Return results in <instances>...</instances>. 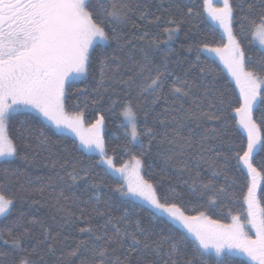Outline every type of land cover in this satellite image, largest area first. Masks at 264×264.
I'll list each match as a JSON object with an SVG mask.
<instances>
[{
  "label": "snow or ice",
  "instance_id": "obj_1",
  "mask_svg": "<svg viewBox=\"0 0 264 264\" xmlns=\"http://www.w3.org/2000/svg\"><path fill=\"white\" fill-rule=\"evenodd\" d=\"M175 7L181 8L180 4ZM237 9L242 13L239 17ZM159 10L168 11L162 5ZM137 14L140 21L165 25L164 39H153L150 44L155 48L163 46L167 51L159 63L143 50L139 60L127 56L134 71L128 79L119 82L128 89L129 98L123 102L114 100L111 104L112 108L118 103L121 105L120 126L125 129V142L117 147L126 158L117 164V148H112L110 155L105 141V116L98 114L94 120H88V101L81 104L72 97L86 96L87 82L91 79L97 85L96 95L102 99V90H107L104 85L117 77L124 62L125 49L134 51L133 41H143L149 35L145 32L137 37L125 30L130 22L132 28L138 27L131 20ZM193 19L199 21L197 31L191 42L181 47L195 52V59L178 72L179 62L170 61L174 52L171 45L182 25ZM237 22L239 29L235 30ZM217 29L222 34L221 42L214 46L210 37ZM257 43L259 47L253 54L248 48ZM209 55L218 57L238 95L228 96L214 84L202 87L197 82L214 72L208 63ZM193 69L196 75L190 76ZM75 82L84 83L85 87L71 92ZM133 89L138 95L150 98L146 99L143 129L139 126L138 105L130 98ZM186 99L191 100L187 109ZM204 100L215 111L200 110ZM98 102L93 99L91 104ZM160 102L165 107L155 114L152 126H148V116ZM169 111L177 113L171 121L160 118ZM256 111H260L259 117ZM201 120L225 123L234 120L238 130L246 134V144L242 135L239 145L228 140L224 142L226 151L211 149L212 156L207 157L205 153L209 150L203 144L210 134L216 133L215 128L205 129L199 140L191 128L188 135L181 134L187 122ZM172 122L175 127L168 126ZM157 124L164 126L157 141V155L166 164L173 159V146L183 155L194 143L201 145V153L191 159L196 161L197 168L201 162L206 164L211 175L205 180L197 171L190 183L182 181L202 201L191 209L187 206L191 201L183 199V192L171 186L162 188L158 181L149 178L150 173L146 175V170L152 167L146 159L158 135ZM13 125L16 135L10 133ZM262 128L264 0H240L235 6L232 0H201L199 4L187 0L179 18L156 15L140 0H0V174L18 175L19 169L10 166L19 159L28 161L27 152L24 155L21 152L32 148V141L37 148L48 145L45 129L54 135L70 133L74 142L78 141L79 150L90 159L98 157L94 166L77 168L73 163L71 170L65 172L72 184L84 181L85 191L93 192L87 200L72 198L71 203L78 208L80 217H85L91 205V213L103 218L99 224H93L90 218L84 219V227L78 232L88 239L78 241L66 255L61 253L59 259L67 264H72V258L83 252L90 255L81 259L80 264H235L232 257L236 254L246 256L252 264H264V172L254 164L256 155L264 153ZM142 137L148 138L147 145ZM164 144L170 146L167 154L159 151V146ZM233 147L239 150L230 156L228 153ZM221 158L222 163L218 164ZM233 158L238 171L246 176L243 186L246 192L239 208H229L230 221L225 223L213 215L223 211L217 205H222L235 183V180L229 183L226 172ZM180 163L181 170L191 174L190 164ZM60 167L66 169L68 165ZM96 168L101 171L97 173ZM221 175L225 176V183L218 184ZM107 178L115 183H105ZM56 180L67 184L59 174ZM28 184L31 186V180ZM102 187L123 200L125 206L120 216L111 215L112 198L101 197ZM45 188L54 189L55 182L49 178L47 184L32 191L43 192ZM20 192L27 194L28 189L21 186ZM17 199L23 200L25 196L9 193L6 187L0 186V223L13 213ZM68 201L63 190L54 198V207L63 214L65 223H71L76 215L68 207ZM80 204L84 206L79 207ZM137 207H147V224L138 213L135 219L130 218V209ZM23 216L21 213L10 226L0 227V243L8 248L0 251V264H44L43 257L56 252L59 233L54 235L51 227L33 219L29 224H39L43 236L37 240L30 227L25 226Z\"/></svg>",
  "mask_w": 264,
  "mask_h": 264
},
{
  "label": "trees",
  "instance_id": "obj_2",
  "mask_svg": "<svg viewBox=\"0 0 264 264\" xmlns=\"http://www.w3.org/2000/svg\"><path fill=\"white\" fill-rule=\"evenodd\" d=\"M135 2V0H133ZM141 3H146L150 8L151 12L156 15H162L165 18L173 17L179 18V14L181 9H183V5L187 0H140ZM197 4L201 2V0H195ZM234 6L236 3H239L240 0H232ZM170 3L172 6L170 7ZM175 4H180L181 8L178 9L175 7ZM162 5L164 9H168V11L159 10V6ZM237 17L242 15V13L237 9L236 11ZM151 19V17H149ZM132 22L138 25L137 28H132L131 22L128 27L125 29L130 35L135 34L137 37L147 32L149 35L145 40L141 41L136 39L133 41L135 44V50L125 49V55L122 57L123 64L121 65L117 77L113 80L108 81L104 88L107 90H102V99L98 97L94 91L96 88V82L89 79L87 82L89 85V91L86 96L76 97L73 96L72 99L76 100L79 103H83V101L87 100L89 103V109L87 112L86 118L88 120H94L96 115L103 114L105 116V127H104V136L105 141L109 148V154L112 153V148L116 147L117 152L115 153L117 164L120 163L121 159H125L123 151L117 147L118 145H122L125 142V129L121 127L122 117L120 115L121 105L116 104L115 108L111 107L112 101L118 100L123 102L125 99L129 98L126 93L128 89L122 85L119 81L121 79H128L129 76L133 74L134 68L132 61L127 59L128 55H132L134 59L139 60L141 58V50L149 52L150 56L155 60V62L159 63L160 59L167 51V49L163 46L160 48H155L154 45L150 44V41L153 39H164L163 35V27L164 24H160L159 26L154 24H148L146 21H140L138 19V14L132 16ZM199 21L196 19L191 20L189 23L182 25L181 31L177 34L176 39L172 42L171 47L174 49V52L170 55V61L179 62L176 66V70L179 72L184 68L188 67V63L195 59V52H188L186 48H182L181 45H187L191 42V37L197 31V26ZM202 27V25H200ZM234 29H239V23L234 24ZM221 31L219 29L216 30L214 36L210 37V41L214 44H219L221 42ZM226 42V39L224 40ZM246 48L247 42H245ZM115 47V45H113ZM259 47L258 44L254 45L251 48H248L249 51L256 54V49ZM203 59V57H202ZM209 66L214 70L212 74L206 75L202 81L198 80V83L203 85H213L219 91L225 92L228 96L238 95V89H236L234 82L228 76L226 70H224L223 65L220 63L219 59L209 55ZM196 70L193 69L190 73V76H195ZM98 79V77H97ZM85 87L84 83L75 82L72 84L71 92H75L76 89H80ZM135 105H138L140 121L139 126L141 129L144 128V109L147 107L145 96H140L137 94V91L133 89L130 97ZM93 99H97L99 102L96 105H92L91 101ZM208 100H204L201 104L200 110L203 111H215V109L208 108ZM191 105V100H185V108L187 109ZM178 106V105H177ZM165 107L163 102H160L156 106H154V111H151L148 116V126H152L153 119L157 112H161V109ZM195 110V109H194ZM173 115H177L176 112H164L161 114V119H167L171 121V117ZM255 115L259 117L260 111H256ZM259 123V120H257ZM197 124L200 126L197 127ZM169 127H175V123H169ZM189 128L193 129V135L196 140H199L200 135L204 132L205 129L215 128L216 133L210 134V138L203 144V148L209 150L205 153L207 157L212 156L211 149H215L217 151H226L227 145L224 143L228 140H231L233 145H239L241 142V136L245 137L246 144V134L242 132V130H238L235 125L234 120H229L227 123L222 121H191L187 122L186 127L181 129L182 135L189 134ZM157 130V138L152 143V148L149 156L146 159V163L151 164L152 167L146 170V175L150 173L151 179L158 181L159 186L162 188L168 187H176L178 191L184 193L183 199L185 201H191L187 206L191 209L194 205L201 203L199 197L190 193L189 188L186 184H183V180H188L191 182L192 177L195 175L197 171L202 174L203 179H207L211 175V171L207 168V165L201 162L200 167H196V161L192 160L191 157H195L201 153V145L199 143H194L191 149H185L183 155H180V149L176 147H172V156L173 159L165 163V160L162 156L157 155V141L160 139L159 134L164 131V126L159 124L156 125ZM46 134L49 136L48 145L44 148H37L36 142L32 141V148L22 150L21 155H24L27 152L28 161L19 159L16 160L10 167L19 169V174L15 176L5 177L3 174H0V186L6 187L9 193H15L18 196H25V199H17L16 207L13 210V213L8 217L7 220L2 221L0 223V227L4 225H11V223L20 216L21 213L24 214L23 219L25 226L30 227L33 236L37 240H42V232L39 224H29V221L36 219L41 221L45 226L51 227L53 234L59 233L57 237L56 243V252L54 255H45L43 257L44 264H67L65 260L59 259L61 257V253L63 252L65 255L69 250L76 246V243L81 240H86L88 237L86 235L80 234L78 229L84 227V219L90 218L93 224L103 223V218L95 216V214L91 213V205H89V212L85 214V217L81 218L79 210L76 206L72 205V198H79L80 200H87L88 197L92 196L93 192L91 190L85 191V182L78 181L76 184H72V182L65 175L66 171L71 170V166L73 163L76 164L77 168H89L94 166V161L98 159V157H92L91 159L84 154L83 151L79 150L76 147L78 141L74 142V138L71 134H53L49 129H45ZM10 133L12 135H16V126L13 125L10 128ZM262 133H264V128H262ZM211 136H215V139H212ZM145 145L148 144V138L142 137ZM169 145L164 144L159 146V151L167 154L169 149ZM239 149L236 147L232 148V151L228 154L231 156L235 151ZM181 161L189 163L192 172L191 174L188 172H183ZM55 162V164H54ZM67 163L68 167L66 169H61L60 165ZM217 163H222V158L217 161ZM254 164L258 168V170L264 172V153H260L256 155L254 159ZM6 167H8L6 165ZM163 169V171H162ZM101 170L96 168V172L99 173ZM227 177L229 183L232 180H235V183L229 189V196L222 200V205H217V208L223 207V211L218 212L213 215L214 219H221L223 222L227 223L230 221L229 208L235 210L240 207L242 202L243 192H246V187H243L246 184V176L241 174L237 169V162L233 158L230 162L229 169L226 170ZM64 176V182L56 180L57 175ZM83 173H81L82 175ZM40 179H37V178ZM51 178L55 182V188H45L43 192L32 191L34 188H39L42 184H47ZM99 179V177H98ZM31 180V186H29L28 181ZM218 184L225 183V176L221 175L218 178ZM105 183H115L111 178H107ZM70 185V186H67ZM21 186L28 189V193L20 192ZM264 187V185H262ZM63 190L64 195L69 197L68 207L72 209L76 215L72 218L71 223H65V219L62 213H58L54 207V198L58 192ZM100 195L103 199H107L109 196L112 198V207L109 209L111 215L120 216L123 212L124 202L119 197L118 194L110 193L106 187H102L100 190ZM35 201V203H33ZM262 201H264V197H262ZM83 204H80L79 207H83ZM132 212L131 219H135L137 213L140 218H142L143 222L147 224L148 222V209L147 207H137L135 209H130ZM189 214H195L190 212ZM171 227V225H169ZM8 248L6 245L0 243V251H7ZM117 254H120L118 251ZM90 253L83 252L82 255H78L77 257L72 258V264H80V260L89 256ZM235 264H240L241 261L244 264H252L248 259L239 255H233L232 257Z\"/></svg>",
  "mask_w": 264,
  "mask_h": 264
},
{
  "label": "rangeland",
  "instance_id": "obj_3",
  "mask_svg": "<svg viewBox=\"0 0 264 264\" xmlns=\"http://www.w3.org/2000/svg\"><path fill=\"white\" fill-rule=\"evenodd\" d=\"M258 44V43H257ZM211 56H213V57H215L214 55H211ZM215 58H217L218 59V57H215ZM70 134V133H69ZM236 255H239V256H242V257H245L246 259H248L246 256H244V255H242V254H236ZM249 260V259H248ZM250 261V260H249ZM251 262V261H250ZM252 263V262H251Z\"/></svg>",
  "mask_w": 264,
  "mask_h": 264
}]
</instances>
